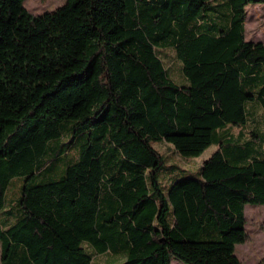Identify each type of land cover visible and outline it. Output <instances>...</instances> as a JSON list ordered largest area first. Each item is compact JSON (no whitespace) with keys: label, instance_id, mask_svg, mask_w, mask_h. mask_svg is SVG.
Masks as SVG:
<instances>
[{"label":"trees","instance_id":"1","mask_svg":"<svg viewBox=\"0 0 264 264\" xmlns=\"http://www.w3.org/2000/svg\"><path fill=\"white\" fill-rule=\"evenodd\" d=\"M24 1L0 0L1 264H243L264 135L233 128L250 101L264 115V41L246 37L247 5L264 0H66L41 14ZM154 142L217 148L194 172Z\"/></svg>","mask_w":264,"mask_h":264},{"label":"rangeland","instance_id":"2","mask_svg":"<svg viewBox=\"0 0 264 264\" xmlns=\"http://www.w3.org/2000/svg\"><path fill=\"white\" fill-rule=\"evenodd\" d=\"M65 1L66 0H25L24 5L31 12L41 14L46 11L55 10L58 6L64 4ZM246 37L247 39L253 41H264V2L249 3L247 5ZM168 54L169 55L167 56L166 61L167 66L169 67L170 75L176 80H179L181 62L178 60L173 50H169ZM247 106L250 116L248 123L245 126L234 127V133L239 134L241 130H245L248 134V131L256 129L264 135V115L262 110L258 107V102L250 101ZM154 145L166 154L167 162H178L183 168H190L194 172L197 171L198 166L203 163V161H205L217 148L216 145L212 144L198 157H183L175 151L173 145L167 142H154ZM257 154L263 157L264 150H259ZM65 166V161L61 160L55 171L60 174ZM170 173H172V170L167 169L166 167L161 170L160 177L164 185L168 184ZM23 184V177L17 176L12 179L6 191L5 210L12 209L14 214L17 212V207L14 202L19 197ZM5 216L6 213L0 211L1 223H5ZM246 217L248 220L247 231L249 233V239L244 243L237 244L236 253L243 264H264V204L247 203ZM86 247L93 250L90 245L86 244ZM1 250L2 244L0 241V264ZM94 254L95 257L93 264H112L115 259H121V257L115 256L111 253ZM171 264L186 263L176 257H172Z\"/></svg>","mask_w":264,"mask_h":264}]
</instances>
